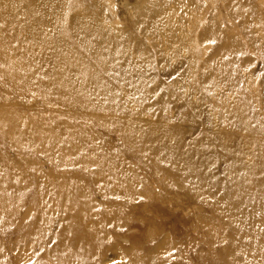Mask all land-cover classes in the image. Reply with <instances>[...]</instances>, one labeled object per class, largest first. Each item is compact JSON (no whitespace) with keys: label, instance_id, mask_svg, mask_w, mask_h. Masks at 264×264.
<instances>
[{"label":"rangeland","instance_id":"374dc122","mask_svg":"<svg viewBox=\"0 0 264 264\" xmlns=\"http://www.w3.org/2000/svg\"><path fill=\"white\" fill-rule=\"evenodd\" d=\"M0 226V264H264V0H0Z\"/></svg>","mask_w":264,"mask_h":264},{"label":"bare ground","instance_id":"6f19581e","mask_svg":"<svg viewBox=\"0 0 264 264\" xmlns=\"http://www.w3.org/2000/svg\"><path fill=\"white\" fill-rule=\"evenodd\" d=\"M84 216H85V215H84ZM0 228H2V227L0 226ZM0 230H1V229H0ZM1 231L3 232V229H2ZM17 235H18V234H17ZM28 237H29V236H28ZM29 238H30V237H29ZM22 240H23V239H22ZM29 240H30V239H29ZM29 240H28V242H29ZM31 240H32V239H31ZM26 241H27V240H26ZM32 241H33V240H32ZM86 241H87V240H86ZM3 243H5V242L3 241ZM85 244H86V243H85ZM74 247H75V246H74ZM67 251H68L67 254H70V253H71V254H74V257H76L75 255H78V254H80V253H81V254H84V253H85V251L82 249L81 246L77 247V249H76V248H74V249L72 248L71 250H68V248H67ZM77 251L80 252V253L75 254ZM42 252H43V251H42ZM64 252H65V250H64ZM62 253H63V252H62ZM89 253H90V252H89ZM17 254H18V253H17ZM17 254H16V255H17ZM81 254H80V256H81ZM23 255H24V254H23ZM41 255H42V254H41ZM49 256L51 257V255H49ZM69 256H70V255H69ZM71 256H72V255H71ZM80 256H79V257H80ZM15 257H16V256H15ZM28 257H29V256H28ZM30 257H32V256H30ZM32 258H33V257H32ZM52 258H53V257H52ZM15 259H16V258H15ZM33 259H35V258H33ZM42 259H44V258H42ZM42 259H41V260H42ZM70 259H71V258H70ZM80 259H81V258H80ZM41 260H40V261H41ZM44 260H45V259H44ZM64 260H65V258H64ZM47 261H48V260H47ZM81 261H82V260H81ZM41 262H42V261H41ZM43 262H45V261H43ZM68 262H69V261H68ZM68 262H67V263H68ZM86 262H87V261H86ZM86 262H84V263H86ZM63 263H64V262H63ZM63 263H62V264H63ZM29 264H30V263H29ZM37 264H38V263H37ZM88 264H89V263H88Z\"/></svg>","mask_w":264,"mask_h":264}]
</instances>
